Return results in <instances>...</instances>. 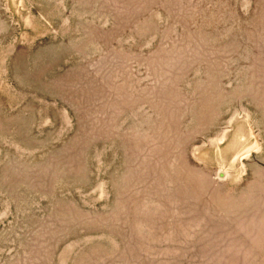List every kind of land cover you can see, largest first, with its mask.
Instances as JSON below:
<instances>
[{
  "label": "rangeland",
  "instance_id": "obj_1",
  "mask_svg": "<svg viewBox=\"0 0 264 264\" xmlns=\"http://www.w3.org/2000/svg\"><path fill=\"white\" fill-rule=\"evenodd\" d=\"M0 264H264V0H0Z\"/></svg>",
  "mask_w": 264,
  "mask_h": 264
}]
</instances>
